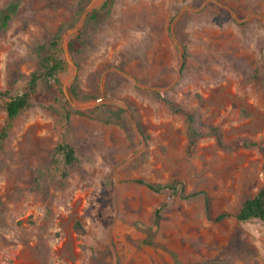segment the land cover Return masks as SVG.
Returning <instances> with one entry per match:
<instances>
[{
  "label": "rangeland",
  "instance_id": "obj_1",
  "mask_svg": "<svg viewBox=\"0 0 264 264\" xmlns=\"http://www.w3.org/2000/svg\"><path fill=\"white\" fill-rule=\"evenodd\" d=\"M80 1L0 0L11 14L0 26V89L26 90L37 44L72 21ZM104 1L89 0L65 29V59L68 40ZM69 57L77 71L66 59L59 78L70 106L125 113L116 123L65 119L39 104L51 96L33 94L0 141V264H264V220L235 216L264 186V0H114ZM75 79L93 95H72L78 107L65 95ZM169 98L219 126L226 142L259 145L226 151L206 135L190 150L185 113ZM61 141L76 150L69 166ZM138 178L178 179L186 192L209 194L213 216L230 215L214 221L203 195L170 198Z\"/></svg>",
  "mask_w": 264,
  "mask_h": 264
},
{
  "label": "trees",
  "instance_id": "obj_2",
  "mask_svg": "<svg viewBox=\"0 0 264 264\" xmlns=\"http://www.w3.org/2000/svg\"><path fill=\"white\" fill-rule=\"evenodd\" d=\"M88 2L89 0H81L75 9L72 21L66 25L59 26L47 40L37 44L35 48L36 67L29 74L26 90L10 94V89H0V97L7 98L4 106L6 120L0 130V141L8 136L14 119L23 110L35 104L33 94L38 91H41L53 98V103L39 104L59 114L65 119H69L72 112L89 115L106 123L119 122L123 117L125 109L120 106L106 107L102 105V107L88 108L85 110L75 109L70 106L68 101L65 99L63 90L60 86L59 76L67 65L61 47L62 35L65 29L69 26H73L77 22ZM113 2L114 0H105L102 3L101 8H93L89 12L81 30L68 40L67 47L73 58L81 51L92 30L99 27L105 16L110 13ZM10 19V12L5 9H0V26L6 27ZM70 92L77 99H89L93 96L90 93L81 91L78 79H75L71 84ZM167 102L173 110L183 111L181 106L177 105L174 100L169 98L167 99ZM183 112L186 116L188 148L190 150L196 146L200 138L206 135L213 136L217 145L226 151L232 150L239 145L244 147H255L259 145L258 142L249 139H240L232 143L226 142L223 132L219 126L203 121L200 115L195 111ZM137 124L141 128L138 121ZM56 149L63 154L65 166H69L74 162L76 158V150L73 145L68 142L61 141L56 145ZM65 175H67V173H65ZM135 181L146 185L154 191H169L170 198L175 195L182 198H192L198 195H203L205 201V214L208 218H211L214 221H221L230 215L229 212L223 211L213 216L211 212L209 194L205 190L186 192L183 182L178 179H173L169 182H152L143 178H138L135 179ZM166 205V203H163L159 208H157L156 215L158 218L160 217V211ZM235 216L242 222L248 221L252 218L264 220V186H262L254 195L243 201ZM177 263L183 264L180 261H177Z\"/></svg>",
  "mask_w": 264,
  "mask_h": 264
},
{
  "label": "water",
  "instance_id": "obj_3",
  "mask_svg": "<svg viewBox=\"0 0 264 264\" xmlns=\"http://www.w3.org/2000/svg\"><path fill=\"white\" fill-rule=\"evenodd\" d=\"M94 1H95V0H92L91 4H92ZM87 14H88V11H85L84 14H83V16H82V19H81L80 24L77 25L76 28H77L78 26L82 25V23L84 22L85 17H86ZM69 54H70L69 49H68V47H66V50H65L66 59H67V61H68L69 63H71V64L73 65V67H74V73H75V72L77 71V66H76V64L70 59ZM65 95H66L67 99L69 100V102H70L74 107H78V105L75 103L74 98H73L72 94L70 93V91L65 90ZM103 98H104V97H101V98L98 99L95 103H97L99 100H101V99H103Z\"/></svg>",
  "mask_w": 264,
  "mask_h": 264
}]
</instances>
